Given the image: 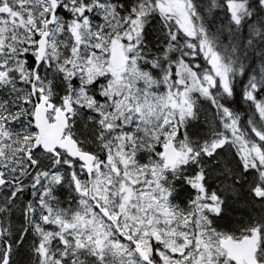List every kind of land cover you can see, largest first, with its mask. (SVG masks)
I'll use <instances>...</instances> for the list:
<instances>
[{
	"label": "snow or ice",
	"instance_id": "1",
	"mask_svg": "<svg viewBox=\"0 0 264 264\" xmlns=\"http://www.w3.org/2000/svg\"><path fill=\"white\" fill-rule=\"evenodd\" d=\"M0 264H264V0H0Z\"/></svg>",
	"mask_w": 264,
	"mask_h": 264
}]
</instances>
